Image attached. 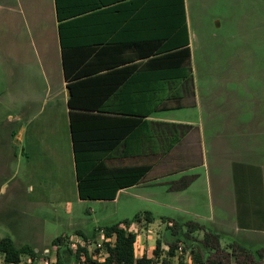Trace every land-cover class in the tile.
I'll use <instances>...</instances> for the list:
<instances>
[{
    "label": "crops",
    "instance_id": "1",
    "mask_svg": "<svg viewBox=\"0 0 264 264\" xmlns=\"http://www.w3.org/2000/svg\"><path fill=\"white\" fill-rule=\"evenodd\" d=\"M44 1L40 8L38 0L25 3L33 15L32 25L43 33L37 35L44 43L47 58L43 70L47 67L50 73V77H45L46 89L39 93L34 82L25 84L19 76L14 89L19 90L16 96L22 104L25 98L33 110L26 124L31 147L25 149L22 144L20 156L16 154L17 159L26 156L31 160L26 190L35 193V201L66 202L64 228L68 232L50 235V242L57 236L78 234V230L91 235L107 225L87 231L79 224L67 223L73 219V206L89 201L112 202L118 212L134 208L135 199L146 203L143 208L148 209L135 211L141 214L143 232L138 238L146 257L152 256L150 248L155 244L153 231L157 222L166 224L155 219L154 208L158 206L201 218L225 235L237 234L252 224L264 232V164L244 154L247 145L252 146L250 137H244L238 129L236 133L229 130V126L235 127L247 118L224 116L223 121L230 123L220 125L215 123L217 117L210 110L206 114L208 119L205 118L197 90V69L193 65L187 0L181 1L189 39L191 82L185 81L186 77H181L179 82L169 79L173 72L185 73V67L170 70L145 63L153 55V39L166 38L168 22L152 16V10L167 8V0L155 3L152 0ZM2 4L5 10L14 6L23 9L21 0H3ZM40 19L47 28L42 27ZM18 34L11 35L14 41L20 40ZM1 41H7L4 35ZM1 52L6 53H1V57H10L8 44H2ZM15 55L21 62L23 57ZM191 87L193 95L187 93L184 97L188 104L174 107L175 99L171 98L174 92L182 88L189 91ZM188 109L195 112H181ZM23 111L16 117V121H21L19 127L8 132L12 139L22 143L27 132ZM9 119L10 123L16 122L13 117ZM256 120L263 127L264 113L258 112ZM170 124L182 125L174 128ZM1 137L0 148L6 144ZM73 139H76V153ZM258 157L264 160V152L259 151ZM142 165L148 169L138 181L131 183L136 173L128 169ZM17 169L4 174L0 171V192L7 193L14 181H17L15 186L20 185ZM79 176L92 179L83 183L94 185V192L102 195L81 198ZM256 179L259 194L252 193V198L249 195L252 188L247 186H253ZM121 182L123 187L115 189ZM133 189L154 198H139ZM46 208L48 213L54 207ZM85 211L91 212V208ZM145 211L154 218L152 222L143 217ZM50 213L54 223L58 221V215L52 210ZM181 217L177 219L185 220ZM239 217L244 220L242 224L233 219ZM244 239L255 241L247 236ZM258 242L264 243V237Z\"/></svg>",
    "mask_w": 264,
    "mask_h": 264
},
{
    "label": "rangeland",
    "instance_id": "2",
    "mask_svg": "<svg viewBox=\"0 0 264 264\" xmlns=\"http://www.w3.org/2000/svg\"><path fill=\"white\" fill-rule=\"evenodd\" d=\"M2 1L0 0V133H3L2 137L6 144L0 148V171L4 174L10 170L15 171L18 167L17 179L20 185L15 186L17 181H14L8 186L7 193L0 192V237L9 236L17 244L28 243L37 246L39 248L37 252L42 254L45 249L53 248L49 240L50 235L61 231L68 232L64 228L67 220L64 210L66 202L35 201L33 200L36 197L35 193L30 194L26 190L30 182L27 169L31 160L26 156H23L21 160L17 159L16 154L20 156L22 144L25 149L31 147L29 146L31 138L29 125L26 124L33 110L32 104L27 103L25 98L22 104L21 98L16 96L19 90L14 89V82L18 81V76L25 84L27 81L34 82L40 93L42 89H46L45 77L46 75L50 77V73L47 67L45 71L43 70L47 58L44 56V43L38 40L37 35V33L41 35L43 33L37 32L32 25L33 15L25 3L26 0H21L23 8L21 10L18 6L5 10L2 7ZM44 2V0H38L39 8ZM187 8L191 27L193 65L197 69L199 78L197 90L202 110L205 115L209 110L212 111L211 113L217 117L215 123L220 125L228 121H223L224 116L228 118L230 115H243L247 118V121L237 122L239 125L236 124L235 127L229 126V130L234 129L236 133L238 129L244 137H250L252 146L249 148L247 145L244 154L247 153V156L264 164V160L258 157L259 151L264 152V124L263 127H259L260 122L256 120L258 112L264 113V0H187ZM34 17L35 20L38 18L37 15ZM40 23L43 28H47L41 19ZM17 32L20 40L14 41L15 38L11 35ZM1 35H4L7 41L2 42ZM2 44H8L9 58L1 57V53L6 55L1 52ZM15 53L23 57L21 62L15 58ZM22 109L25 129H27L24 143L21 140L12 139L8 134L10 128L19 127L21 121L19 119L16 121V117L21 114ZM188 110H181V112H195L192 111L195 109ZM10 117H13L16 122L10 123ZM205 118L208 119V116L206 115ZM219 130H222V127ZM248 150L251 153L247 152ZM253 169L256 171V168L253 167ZM253 175L255 178V172ZM257 183L256 179L253 186H247L252 188L249 194L252 198L254 197L252 193H256L257 196L259 194ZM155 190L159 194V188ZM132 192L139 193L141 196L139 198H146L145 200L154 198L153 195L139 189H133ZM133 203H135L134 208L119 212L112 202L80 203L73 206V219L67 223L79 224L84 230L92 231L97 225L131 220L137 211L148 209L143 208L146 203H140L138 199H135ZM241 203L242 201L239 204ZM126 204L128 205V202ZM48 206L56 209H51L59 217L55 223L51 210L47 213ZM88 208H91V212L85 211ZM252 208L256 210L254 206ZM154 209L157 210L155 219L158 220L177 219L178 216H182V219L195 220L209 227L203 219L189 213L176 212L159 206ZM233 219L241 224L244 221L242 217ZM157 224L156 230L153 229V236L155 239L162 240L161 257H164L168 250L164 241V238H167L166 224L162 225L159 221ZM258 227L252 224L250 228L240 230L232 236L220 233V248L217 252L212 251L209 257L223 256L228 264H264V243L258 242L264 237V232ZM204 232V230L193 232L192 236L196 238L194 240L189 238L187 241H177L176 247L178 242L182 243V253L175 251L171 264H176L179 257L183 259L184 264H197L191 249L196 250V247L200 245ZM244 236L255 241L246 242ZM98 237L96 234L95 238L98 239ZM56 246L65 247L64 241ZM154 246L155 244L150 248L151 255H153ZM259 252L260 255H258Z\"/></svg>",
    "mask_w": 264,
    "mask_h": 264
},
{
    "label": "trees",
    "instance_id": "3",
    "mask_svg": "<svg viewBox=\"0 0 264 264\" xmlns=\"http://www.w3.org/2000/svg\"><path fill=\"white\" fill-rule=\"evenodd\" d=\"M156 1L164 0H152L153 3ZM167 8L164 9H153L152 16L165 18L168 22L166 38L160 36L158 39H153L151 53L152 57L148 58L145 62L153 66H162L170 70L179 69L185 67V73H175L169 74V79H174L177 82L180 81L181 77H186L185 81L191 82V74L188 71L190 66V48L189 39L187 34V25L185 19V11L183 3L181 0H167ZM58 16L60 15V10L57 11ZM74 15V14H71ZM138 59V58H137ZM66 63V62H64ZM65 77L68 79V75L65 72ZM187 93L193 95V88L191 87L189 91L184 88L178 89L174 92L175 99L174 107H181L187 105L186 99L184 98ZM164 107L165 105H161ZM170 107V106H168ZM177 128L182 124H170ZM185 126V125H184ZM187 127V125H186ZM74 136V134H73ZM74 140V150L77 152L76 139ZM148 169V166H136L129 168V172H135L133 181L136 182L141 178L144 172ZM92 181V179L82 178L79 176L78 187L81 198H92L102 193H95V186L83 183L84 181ZM126 186V185H125ZM123 187L122 182L116 186L115 189ZM141 214H135L131 220L125 219L122 221L114 222L97 228L92 232L91 235H86L81 231H77L78 234L82 235L84 238L95 237L98 229H103L106 236L115 235V239L112 243L105 242L104 247L108 252V256L102 262H95L87 257V262H93L92 264H171L173 262V257L176 251V242L179 240L187 241V239H196L192 236L193 232L198 230H204V234L200 239L199 246L196 250L191 249L193 253V258L197 264H228L224 260L225 258L221 256L220 258H210L209 254L214 251L217 252L220 248L219 236L220 233L215 231L210 226L202 225L195 220H181V219H162L163 221H171V225L165 226L166 236L164 241L168 246V250L164 257H161V239L155 240V246L153 249V255L151 257L142 256L141 258L135 257V239L136 235L134 232L128 230V225L131 221L141 219ZM143 217L148 222L153 221V217L149 215V212L145 211L142 213ZM67 236H57L52 240V247L59 245ZM0 252L4 254V261L6 263L18 262L20 257L25 254L36 255L38 254L35 249L29 244L17 245L13 239L9 236L0 237ZM57 264H69L73 258L71 250L67 247L57 248ZM260 255V252L258 253ZM74 258L78 259V252L75 253ZM176 264H184L181 257L178 258Z\"/></svg>",
    "mask_w": 264,
    "mask_h": 264
},
{
    "label": "built area",
    "instance_id": "4",
    "mask_svg": "<svg viewBox=\"0 0 264 264\" xmlns=\"http://www.w3.org/2000/svg\"><path fill=\"white\" fill-rule=\"evenodd\" d=\"M172 222H166V225H171ZM128 230L132 231L136 235L135 239V257L141 258L144 255L140 248L139 234L138 231L143 232L140 219L131 221L128 225ZM98 239L95 237H87L84 238L80 234H73L72 236H67L63 241L65 247L71 250L73 254V258L69 264H92L93 262H87V257L90 260L95 262H102L108 256V252L104 247L105 242L112 243L115 239V235L106 236L103 229H98ZM58 248V246H57ZM138 248V250H137ZM37 252V250H35ZM141 251V252H140ZM176 251L181 254L182 253V243L178 242L176 247ZM78 252V259L74 258L75 253ZM38 253V252H37ZM0 264H57V253L56 246L52 249H46L42 254L29 255L25 254L20 257L18 262H10L6 263L4 261V254L0 252Z\"/></svg>",
    "mask_w": 264,
    "mask_h": 264
}]
</instances>
